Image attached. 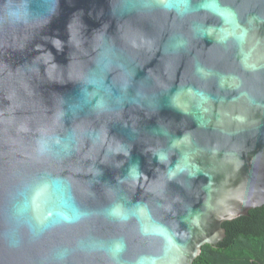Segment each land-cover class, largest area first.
Listing matches in <instances>:
<instances>
[{
	"label": "water",
	"instance_id": "95a60500",
	"mask_svg": "<svg viewBox=\"0 0 264 264\" xmlns=\"http://www.w3.org/2000/svg\"><path fill=\"white\" fill-rule=\"evenodd\" d=\"M221 3L0 0V264H193L264 206V0ZM57 180L89 214L33 239L22 205L73 212Z\"/></svg>",
	"mask_w": 264,
	"mask_h": 264
},
{
	"label": "clouds",
	"instance_id": "9594fccd",
	"mask_svg": "<svg viewBox=\"0 0 264 264\" xmlns=\"http://www.w3.org/2000/svg\"><path fill=\"white\" fill-rule=\"evenodd\" d=\"M156 5L164 12H175L177 15H186L191 11H202V12H208L215 16L220 15L221 18L224 15H228L233 18H236V13L232 9L226 8L224 4L221 3V0H200L196 8L192 7L191 0H156ZM8 16H9L8 19L9 23L12 24L24 23V21L18 18L14 13L10 12L8 13ZM200 34L201 36H206L208 34L207 28L201 29ZM39 143L41 145V152L46 153L47 151L46 142L40 140ZM54 183L58 185L59 184L64 185L65 197L71 204L73 212L70 216L63 215L55 219H51L48 217L40 218L32 214L31 206H29L27 203L22 205L19 209L20 212L31 214L26 227L28 234L33 239H38L45 232L56 227L61 221H65L68 223H76L89 214L87 211L81 210L78 207V205H76L74 197L72 196L71 193L70 185H68L63 180H57L54 181ZM107 215L112 218H115L111 209L107 211ZM124 218L126 219L127 217ZM7 242L11 247H17L20 244V240L14 236H9L7 238ZM79 246L81 247L82 250L87 248L90 250H99L105 252L110 257L112 264H121L120 256L125 251V247H126L125 243L122 240L112 241L107 244L105 243L93 244L89 247H84L82 244H80ZM68 255H69L68 249L58 250L55 253V259L57 261V264H65ZM137 264H143V261L142 260L137 261Z\"/></svg>",
	"mask_w": 264,
	"mask_h": 264
},
{
	"label": "trees",
	"instance_id": "16d2710c",
	"mask_svg": "<svg viewBox=\"0 0 264 264\" xmlns=\"http://www.w3.org/2000/svg\"><path fill=\"white\" fill-rule=\"evenodd\" d=\"M222 227L223 241L203 246L193 264H264V206Z\"/></svg>",
	"mask_w": 264,
	"mask_h": 264
}]
</instances>
